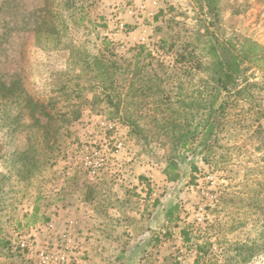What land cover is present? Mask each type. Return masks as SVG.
Returning <instances> with one entry per match:
<instances>
[{
	"label": "rangeland",
	"instance_id": "obj_1",
	"mask_svg": "<svg viewBox=\"0 0 264 264\" xmlns=\"http://www.w3.org/2000/svg\"><path fill=\"white\" fill-rule=\"evenodd\" d=\"M78 2L72 14L59 0H0V228L10 242L0 264H42L43 252L68 264H264V59L245 61L221 92L212 134L201 123L179 138L209 113L210 42L264 46V0H221L216 15L165 0L142 24L123 0ZM98 55L128 65L112 88L123 112L95 78ZM7 111L21 120L15 131ZM45 114L48 128L25 126ZM95 150L97 172L85 164ZM13 151L51 161L28 174ZM170 158L175 182L163 172Z\"/></svg>",
	"mask_w": 264,
	"mask_h": 264
},
{
	"label": "trees",
	"instance_id": "obj_2",
	"mask_svg": "<svg viewBox=\"0 0 264 264\" xmlns=\"http://www.w3.org/2000/svg\"><path fill=\"white\" fill-rule=\"evenodd\" d=\"M54 1V0H53ZM62 4L64 9L70 11V13H76V11H82L85 9L84 4H80L78 0H59ZM201 4H203L207 11L211 14L216 15L219 12V3L221 0H197ZM73 19H76L73 18ZM72 19V20H73ZM86 19V16H81V19L76 21V24H82L84 23V20ZM58 28L56 27L53 30H50L51 33L55 34ZM247 43V45H245ZM209 57H210V72L212 75V81L214 82L215 86L212 93V100L208 104V114H206V117L202 119V121L195 124L193 127V130L189 128L190 125H192L193 122H186L187 130L185 132H181L179 134V138L182 139H188V136L190 133L197 130V128L202 123L204 125V132L207 134H212L216 128L215 122L210 118L212 115V112H216L215 104L219 103L220 107L223 108L224 101L219 100V96L222 91H228L231 86H233L237 79L238 75L243 71V65L245 61H254L257 59H264V46L261 44L255 42L254 40H251L249 38L245 39V43L242 44L241 48L238 49L237 46L232 43L230 40L225 42L215 41L210 42L209 45ZM93 70L95 71V78L98 79L104 86L105 90L109 91L107 94L108 103L111 106H114L116 111H124L125 106H123L122 99L120 96L113 95L112 88H114V83L116 81V75L117 70L120 68H124V71H127L128 65L125 64L124 66H119L116 64L115 61L107 59L104 55H98L95 56L93 61ZM200 65V64H198ZM14 84L16 85V82H11L10 85L7 86L6 90L10 92V95H14L15 91ZM4 86V82L0 80V87ZM117 90H120L118 88V83L116 84ZM2 89V88H1ZM0 89V91H1ZM120 92V91H119ZM28 108H32L33 111L34 105H32L31 102H28L26 104ZM140 106L143 108L142 104ZM35 108V107H34ZM156 112L163 110V108L160 105H156L153 108ZM9 115L7 117H14V118H6L4 119L5 123L7 124V128L9 131H15L18 128V125L20 124V119L18 116L10 115L12 111H7ZM75 113V112H74ZM73 113V114H74ZM76 114V113H75ZM126 114V113H125ZM48 116V119L46 122L42 123L39 118H34L30 124H27L25 126L32 127L36 125H40L42 128H48L50 126V123L52 121V116H49L48 114H45ZM124 115V113H123ZM127 115H125L126 117ZM75 117H78V114L75 115ZM202 118V117H201ZM1 120V119H0ZM2 125V124H0ZM24 125V122H23ZM3 126V125H2ZM29 132V131H28ZM186 142L182 143V145H185ZM32 147V146H31ZM30 147V151H31ZM13 159L12 161H19L25 162L26 169L28 174H33L35 169L38 167L45 166L48 164L51 160L49 158H36V160H32V158L29 157L27 152H18L13 151ZM33 157V156H32ZM29 161V162H26ZM196 168V167H194ZM165 173L167 180L170 182L178 181L181 177L180 171H179V163L175 158H170L165 165V168L163 170ZM28 175H22V178H27ZM38 200V199H37ZM39 212V206L35 204L34 210L31 214L27 215L28 219H31L35 221L37 219ZM47 220L49 218H46ZM10 242L6 240L4 236L1 235V228H0V246H8ZM200 250L204 252L205 246H201Z\"/></svg>",
	"mask_w": 264,
	"mask_h": 264
},
{
	"label": "built area",
	"instance_id": "obj_3",
	"mask_svg": "<svg viewBox=\"0 0 264 264\" xmlns=\"http://www.w3.org/2000/svg\"><path fill=\"white\" fill-rule=\"evenodd\" d=\"M165 0H123V3L126 7V12L129 15L128 17L133 21L134 24H142L145 19L151 20L156 15V11L160 9L162 3ZM152 16V17H151ZM127 24V20H120L117 24L118 27L124 29ZM85 164L93 169L94 172H97L98 168L102 165L100 152L95 150L92 156H88ZM69 234L64 233L63 237L69 239ZM65 255H58L57 253L51 252L50 254H41V263L47 264L51 261L52 264H68V260L65 258ZM75 264H82L80 259L76 260Z\"/></svg>",
	"mask_w": 264,
	"mask_h": 264
}]
</instances>
